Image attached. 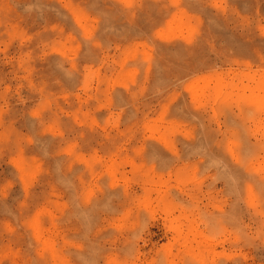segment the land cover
Masks as SVG:
<instances>
[{
  "label": "rangeland",
  "instance_id": "1",
  "mask_svg": "<svg viewBox=\"0 0 264 264\" xmlns=\"http://www.w3.org/2000/svg\"><path fill=\"white\" fill-rule=\"evenodd\" d=\"M0 264H264V0H0Z\"/></svg>",
  "mask_w": 264,
  "mask_h": 264
}]
</instances>
